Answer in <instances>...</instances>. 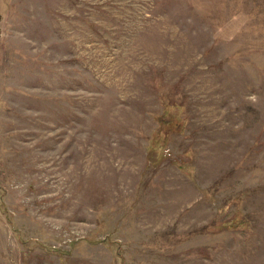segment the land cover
<instances>
[{"label":"rangeland","instance_id":"1","mask_svg":"<svg viewBox=\"0 0 264 264\" xmlns=\"http://www.w3.org/2000/svg\"><path fill=\"white\" fill-rule=\"evenodd\" d=\"M0 264H264V0H0Z\"/></svg>","mask_w":264,"mask_h":264}]
</instances>
